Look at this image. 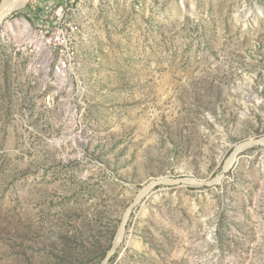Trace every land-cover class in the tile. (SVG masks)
Returning a JSON list of instances; mask_svg holds the SVG:
<instances>
[{
    "label": "rangeland",
    "instance_id": "374dc122",
    "mask_svg": "<svg viewBox=\"0 0 264 264\" xmlns=\"http://www.w3.org/2000/svg\"><path fill=\"white\" fill-rule=\"evenodd\" d=\"M20 1L0 264H264V0ZM58 16L80 30L61 82L35 39Z\"/></svg>",
    "mask_w": 264,
    "mask_h": 264
},
{
    "label": "built area",
    "instance_id": "2783aa9c",
    "mask_svg": "<svg viewBox=\"0 0 264 264\" xmlns=\"http://www.w3.org/2000/svg\"><path fill=\"white\" fill-rule=\"evenodd\" d=\"M69 1V0H68ZM69 26H76L74 22H67L63 17H51L41 20L35 34L41 38L47 49L53 50V57H46L50 66V74L58 82L67 79L72 74V60L69 57V47L66 32ZM78 36V32L75 33Z\"/></svg>",
    "mask_w": 264,
    "mask_h": 264
},
{
    "label": "bare ground",
    "instance_id": "6f19581e",
    "mask_svg": "<svg viewBox=\"0 0 264 264\" xmlns=\"http://www.w3.org/2000/svg\"><path fill=\"white\" fill-rule=\"evenodd\" d=\"M24 5V2H21L20 0H4L0 4V24L3 22V20L13 11L19 9ZM258 14L264 15V9L260 7H256ZM26 31L30 30V26L26 24ZM76 26H69L68 32H66V40H68V44H71L69 47V57L72 60V70L73 67L76 64V58L78 54V46H79V40L78 36H75V33L78 32V35L80 33L79 25L75 23ZM35 39L37 41V44L41 47V52L44 53L46 57H53V50L47 49L45 45H43L41 38H39L35 34ZM43 56V57H44ZM260 143L264 144V139L260 140ZM241 148V147H240ZM124 236V229L121 230L120 235L117 240V245L122 241V238Z\"/></svg>",
    "mask_w": 264,
    "mask_h": 264
},
{
    "label": "water",
    "instance_id": "95a60500",
    "mask_svg": "<svg viewBox=\"0 0 264 264\" xmlns=\"http://www.w3.org/2000/svg\"><path fill=\"white\" fill-rule=\"evenodd\" d=\"M252 144L263 145L262 143H260V141H251L248 145H252Z\"/></svg>",
    "mask_w": 264,
    "mask_h": 264
}]
</instances>
